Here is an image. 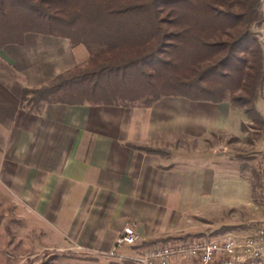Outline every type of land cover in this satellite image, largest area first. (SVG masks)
I'll return each mask as SVG.
<instances>
[{
  "label": "crops",
  "instance_id": "0c3cea01",
  "mask_svg": "<svg viewBox=\"0 0 264 264\" xmlns=\"http://www.w3.org/2000/svg\"><path fill=\"white\" fill-rule=\"evenodd\" d=\"M21 59L14 48L0 50V70L6 65L0 71V91L6 92H0V181L14 193L15 205L70 245L91 250L109 246L125 225L140 243L175 231L166 222L197 199L193 179L216 174L210 144L201 153L195 145L205 129L225 131L232 108L213 110L212 119L209 111L193 110L210 117L206 126L186 109L191 100L176 96L148 107L58 102L30 109L20 99L22 89L48 80H39L37 64ZM184 136L188 147L180 151Z\"/></svg>",
  "mask_w": 264,
  "mask_h": 264
},
{
  "label": "trees",
  "instance_id": "16d2710c",
  "mask_svg": "<svg viewBox=\"0 0 264 264\" xmlns=\"http://www.w3.org/2000/svg\"><path fill=\"white\" fill-rule=\"evenodd\" d=\"M263 26L262 0H0V49L34 32L90 50L50 82L23 88L30 109L58 102L148 107L169 96L229 100L258 132L264 47L254 27Z\"/></svg>",
  "mask_w": 264,
  "mask_h": 264
},
{
  "label": "rangeland",
  "instance_id": "374dc122",
  "mask_svg": "<svg viewBox=\"0 0 264 264\" xmlns=\"http://www.w3.org/2000/svg\"><path fill=\"white\" fill-rule=\"evenodd\" d=\"M262 10L264 11V0ZM254 30L259 33V39L264 47V26L254 27ZM9 48H14L15 56L23 58L24 61L21 59L23 62L37 64L40 70L39 80L45 79L48 82L52 80L51 74L54 76L55 72L66 65L83 63L90 54V50L82 44L72 46L66 38L34 32L26 33L22 44H8L0 50ZM50 64L55 65L49 66ZM5 66L3 63L2 68L5 69ZM4 69L0 71L4 72ZM10 72L12 71L8 70L7 74L10 75ZM16 79L26 81V77L23 76ZM2 95H6V92ZM190 102L186 109H191L190 113L196 114L204 126L209 124V116L212 119V111L217 108L225 106L228 109L232 108L234 112L229 116L230 126L225 131L210 128L206 132L205 129L201 135L203 139L201 138L199 144L195 145L201 153L207 143L210 144L209 147L216 155L215 167H212L216 174L214 180H209L210 175L206 180L208 175L201 172L198 175L199 180L193 179V191L198 192L197 199L193 197V202L185 203V207L179 205L172 219L166 222L175 224V231L153 239L142 238L143 241L135 247L123 245L116 250V254L122 257L109 254L114 241L109 246L95 250L71 242L70 245L68 241L67 244L66 240H63L64 238H59L49 224L33 218L30 213L21 210L19 205L16 206L14 193L8 191L0 181V264H137L129 258L135 254L137 248L201 235L237 236L253 230L264 215V131L258 132L253 128L252 120L244 109L229 100L220 103ZM255 105L264 118V89L257 92ZM195 109L206 110L210 114L208 116L193 111ZM2 136L3 134H0V137ZM1 142L3 141L0 138ZM180 145L183 148L180 151L188 147L185 136ZM200 164L206 165V161ZM202 176L205 179L201 178ZM208 194L213 197L209 198Z\"/></svg>",
  "mask_w": 264,
  "mask_h": 264
},
{
  "label": "built area",
  "instance_id": "2783aa9c",
  "mask_svg": "<svg viewBox=\"0 0 264 264\" xmlns=\"http://www.w3.org/2000/svg\"><path fill=\"white\" fill-rule=\"evenodd\" d=\"M140 237L125 225L114 240L110 255L123 245L135 247ZM137 264H264V215L253 230L237 236L201 235L161 245L137 248L129 256Z\"/></svg>",
  "mask_w": 264,
  "mask_h": 264
}]
</instances>
